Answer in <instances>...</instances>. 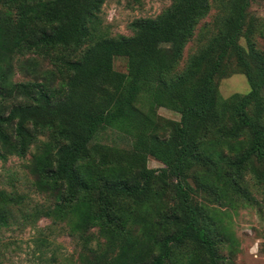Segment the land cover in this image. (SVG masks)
<instances>
[{
  "label": "trees",
  "instance_id": "1",
  "mask_svg": "<svg viewBox=\"0 0 264 264\" xmlns=\"http://www.w3.org/2000/svg\"><path fill=\"white\" fill-rule=\"evenodd\" d=\"M254 1L171 0L155 18L132 21L131 36L109 37L95 31L105 0H0V105L10 102L6 114L0 111V160L24 158L46 133L54 142L40 145L29 169L35 187L53 203L33 213L26 209L22 219L65 224L76 215L65 225L79 242L97 228L105 248L79 252V264H166L188 242L206 254L208 264H219L215 230L189 202L186 181L209 161L200 146L212 135L220 142L245 137V144L233 148L236 157L225 173L233 191H239L236 180L248 165L264 162V54L255 40L264 38V26L249 13ZM212 7L219 12L216 33L178 71L186 44ZM55 50L79 52L61 67L54 62L58 73L68 74L57 87L47 75L40 82L11 81L16 55ZM115 58L126 60L125 73L114 70ZM231 60L249 92L224 99L217 79L227 76ZM160 108L180 120L161 118ZM108 131L129 141L130 149L98 142ZM148 157L163 167L148 169ZM91 164L112 176L90 177L82 170ZM155 183L162 192L172 184L176 208L157 217L159 237L144 233L152 246L138 248L127 235L126 212L143 205ZM22 204L20 197L0 193V228L13 220V205ZM148 251L155 256L149 258Z\"/></svg>",
  "mask_w": 264,
  "mask_h": 264
},
{
  "label": "rangeland",
  "instance_id": "2",
  "mask_svg": "<svg viewBox=\"0 0 264 264\" xmlns=\"http://www.w3.org/2000/svg\"><path fill=\"white\" fill-rule=\"evenodd\" d=\"M170 4L171 0H105L98 14L99 22L95 25V31L97 29L109 37L131 36L129 25L132 21L155 18ZM249 13L257 17L264 26V0L252 2ZM218 15V10L212 7L208 16L198 23L192 39L183 50L178 71H181L188 58L216 33ZM255 40L257 49L264 54V38L256 37ZM240 44L245 46L243 41ZM78 55L79 52L73 54L60 50L50 51L48 56L33 53L16 55L12 60L11 81L40 82L47 75L51 85L57 87L62 78L63 81L67 79L68 74L63 69L58 73L54 62L61 67V61L77 59ZM56 58L59 61H55ZM113 68L117 72L125 73L126 60L115 58ZM225 72L227 76L217 79L222 98L227 99L233 94L245 95L249 92L248 82L235 67L233 60L227 63ZM51 75L53 81L49 80ZM9 103L0 105L2 113H7ZM157 114L165 120L175 122L180 120L179 114L165 108L158 109ZM166 134L167 132H161L160 136L166 137ZM98 140L103 145L119 150L130 149L129 141L117 138L109 131L99 135ZM37 141L38 143L30 147L24 158L9 156L6 160H0V193L4 196H18L23 201L22 206L13 205L11 208L13 220L10 225L0 228V264H79V252L92 250L101 253L104 250L106 241L99 235L97 228L87 233V241L79 242L67 234V226L75 222L76 215H71L66 220L67 226L42 217L31 218L28 221L22 219L26 209L29 210L28 213H33L34 208L43 209L53 203L48 193L35 187L34 178L29 171L31 158L38 152L40 145L43 143L44 148L53 140L46 133L38 136ZM240 143L245 144V137L236 138L231 142H220L214 135L206 139L200 146V152L209 158V161L206 160L205 165L195 167L189 172L186 187L191 205L202 218L211 222L215 230V248L219 264H264V162H253L246 167L242 176L236 180L239 188L237 192L231 189L225 176L226 170L229 169L228 164L236 157L233 148ZM146 166L148 169L163 167L150 157L146 159ZM82 171L92 178L98 176L106 179L112 176L111 172L102 173L94 164L83 167ZM171 185L163 187L162 192L160 185L151 184L146 202L137 209L134 206L128 207L126 215L130 219L126 230L136 247H143L145 242L150 248L152 243L144 233L153 231L159 237L157 217L160 214L163 216L174 213L176 201ZM90 195L95 198L97 190L92 189ZM120 204L127 205L123 202ZM148 255L150 258L153 252L148 251ZM191 263L208 264V260L205 253L198 251L188 242L174 249L166 264Z\"/></svg>",
  "mask_w": 264,
  "mask_h": 264
}]
</instances>
